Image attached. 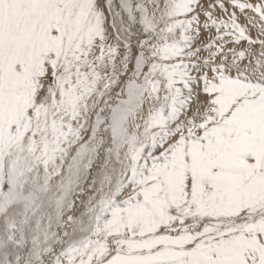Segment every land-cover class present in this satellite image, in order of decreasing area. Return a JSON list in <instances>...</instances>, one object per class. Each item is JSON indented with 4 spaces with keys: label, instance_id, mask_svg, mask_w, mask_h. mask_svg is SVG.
Returning a JSON list of instances; mask_svg holds the SVG:
<instances>
[{
    "label": "snow or ice",
    "instance_id": "1",
    "mask_svg": "<svg viewBox=\"0 0 264 264\" xmlns=\"http://www.w3.org/2000/svg\"><path fill=\"white\" fill-rule=\"evenodd\" d=\"M0 264H264V0H0Z\"/></svg>",
    "mask_w": 264,
    "mask_h": 264
}]
</instances>
